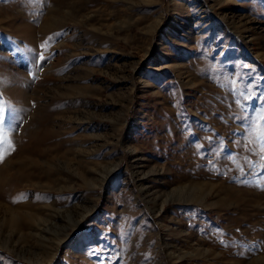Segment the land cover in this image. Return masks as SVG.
<instances>
[{"label": "rangeland", "instance_id": "374dc122", "mask_svg": "<svg viewBox=\"0 0 264 264\" xmlns=\"http://www.w3.org/2000/svg\"><path fill=\"white\" fill-rule=\"evenodd\" d=\"M0 111V264H264V0H0Z\"/></svg>", "mask_w": 264, "mask_h": 264}, {"label": "snow or ice", "instance_id": "6c2138e0", "mask_svg": "<svg viewBox=\"0 0 264 264\" xmlns=\"http://www.w3.org/2000/svg\"><path fill=\"white\" fill-rule=\"evenodd\" d=\"M46 46H47L46 44L42 45V47H46ZM44 58L45 57H44L43 53H41L40 56H39V59L43 60ZM245 99H251V96H246ZM237 103L239 104L240 102L237 101ZM241 107H243V106H241ZM259 119L264 120V113L259 114ZM2 124H3V113H2V111H0V125H2ZM0 140H2V137H0ZM8 147H9L10 150H14V145H12L11 142H9ZM260 151L264 152V147H262L260 149ZM7 154H9V153L0 151V161H2L4 159V157H5V155H7ZM261 159L264 160V155L261 156ZM262 186H264V185H262Z\"/></svg>", "mask_w": 264, "mask_h": 264}]
</instances>
